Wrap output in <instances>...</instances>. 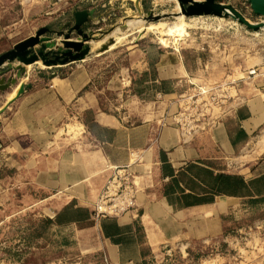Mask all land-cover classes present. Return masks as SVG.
I'll use <instances>...</instances> for the list:
<instances>
[{
    "label": "crops",
    "instance_id": "crops-1",
    "mask_svg": "<svg viewBox=\"0 0 264 264\" xmlns=\"http://www.w3.org/2000/svg\"><path fill=\"white\" fill-rule=\"evenodd\" d=\"M80 11L92 13L87 25L93 12ZM46 30L43 37L58 41ZM80 62L63 65L62 76L33 67L0 91L2 109L18 84L28 85L0 113V202L19 196L27 208L44 203L52 230L109 264L157 259L166 230L190 212L264 204V72L248 71L220 111L189 115L181 107L193 74L175 49L136 46L102 86L85 67H65ZM15 73L3 66L0 80ZM75 161L92 164V172L104 164L135 174L136 208L94 217V201L87 206L68 197L65 181ZM58 187L60 197L36 200ZM110 223L116 230L108 235Z\"/></svg>",
    "mask_w": 264,
    "mask_h": 264
},
{
    "label": "rangeland",
    "instance_id": "rangeland-1",
    "mask_svg": "<svg viewBox=\"0 0 264 264\" xmlns=\"http://www.w3.org/2000/svg\"><path fill=\"white\" fill-rule=\"evenodd\" d=\"M214 2L232 7L249 24L263 21L253 14L248 0ZM80 10L93 12L92 19L81 29L91 33L95 41L88 43L90 54L83 61L65 67H85L100 86L125 65L127 53L136 46L175 49L193 74V84L184 93L181 108L189 115H209L220 111L224 101L233 96L237 81L245 78L248 71L264 72V27L251 30L230 17L183 18L177 0H0V54L47 27L55 31L53 38L58 41L54 43L61 47L60 33L71 29L73 14ZM156 16L162 18L150 20ZM179 23L184 27H173L168 34L162 32L165 25ZM76 38L73 32L71 39ZM110 38L114 44L109 50L96 54ZM94 43L98 45L94 47ZM33 67L48 73L57 70L53 72L57 76L67 69L61 68L63 65L46 68L38 60L25 67L29 68L26 73ZM90 166L76 161L70 164V179L65 181L69 182L68 197L75 196L71 193L81 188L84 199L75 196L73 200L87 206L94 201V211L102 193L108 190L105 201L123 196L126 203L133 202L131 211L136 208L139 183L135 174L106 168L104 164L101 171L92 172L88 170ZM61 190L58 187L39 193L36 200L60 197ZM19 200L17 196L0 202V264H109L104 255L81 252L67 233L52 230L42 212L44 203L37 201L27 208ZM212 210H197L176 219L173 229L166 230L159 257L149 264H264V204L232 205L221 214ZM93 216L96 217L94 213Z\"/></svg>",
    "mask_w": 264,
    "mask_h": 264
},
{
    "label": "water",
    "instance_id": "water-1",
    "mask_svg": "<svg viewBox=\"0 0 264 264\" xmlns=\"http://www.w3.org/2000/svg\"><path fill=\"white\" fill-rule=\"evenodd\" d=\"M250 8L254 15L261 17L263 21L260 24H249L237 11L232 7L215 3L214 0H201L199 3L193 0H177L179 12L185 17L189 16H214L219 18L230 17L248 29L257 30L264 27V0H248ZM186 5V7H184ZM92 13L79 11L74 14V24L71 29L65 33L61 32L62 39L60 46L51 41L49 37L43 35L48 33L46 28L39 29L34 36L28 37L15 45L12 49L0 55V68L6 66V69H12L16 73L7 81L0 80V91L17 85V79L26 75V66L36 63L38 60L44 67L62 66L68 63L83 61L90 54L88 43L94 42L95 38L91 33H84L81 29ZM162 17H151V21H157ZM163 18H166L163 17ZM75 32L76 40L71 39V34ZM114 44L113 39H108L106 44L101 45L96 54L104 53ZM37 48V49H36ZM17 61L18 64L14 65ZM28 88L27 84L20 83L17 86L15 96L11 101L0 109V113L14 102Z\"/></svg>",
    "mask_w": 264,
    "mask_h": 264
},
{
    "label": "built area",
    "instance_id": "built-area-1",
    "mask_svg": "<svg viewBox=\"0 0 264 264\" xmlns=\"http://www.w3.org/2000/svg\"><path fill=\"white\" fill-rule=\"evenodd\" d=\"M107 194L108 190L102 193L100 200L96 203L93 211L96 217H118L127 211H131L132 201L128 200L126 203L122 200L123 196H113V198L105 201L104 199L109 197Z\"/></svg>",
    "mask_w": 264,
    "mask_h": 264
},
{
    "label": "bare ground",
    "instance_id": "bare-ground-1",
    "mask_svg": "<svg viewBox=\"0 0 264 264\" xmlns=\"http://www.w3.org/2000/svg\"><path fill=\"white\" fill-rule=\"evenodd\" d=\"M194 2H197V3H199V1L198 0H193ZM178 9H179V7H178ZM179 14H180V16L181 17H185L184 15H182L180 12H179ZM182 21V20H181ZM143 22V21H142ZM173 27H176V28H182V27H184L181 23H179L178 25H173V26H164L163 28H162V32L163 33H166V34H168V33H170L171 31H172V29H174ZM152 29V28H151ZM161 30V29H160ZM172 33V32H171ZM98 45V43H94L93 44V46L95 47V46H97ZM18 64V63H17ZM16 64V65H17ZM46 68H48V67H46ZM50 68H52V67H50ZM80 192V191H79ZM78 191L75 193L76 195L75 196H77V197H79L80 199H84V195L82 194V192H80L79 193ZM85 194V193H84ZM73 196V195H72Z\"/></svg>",
    "mask_w": 264,
    "mask_h": 264
},
{
    "label": "trees",
    "instance_id": "trees-1",
    "mask_svg": "<svg viewBox=\"0 0 264 264\" xmlns=\"http://www.w3.org/2000/svg\"><path fill=\"white\" fill-rule=\"evenodd\" d=\"M115 230H116V227L112 223H110L109 228H108V232H105V233H107L108 235H111L113 233V231H115Z\"/></svg>",
    "mask_w": 264,
    "mask_h": 264
}]
</instances>
